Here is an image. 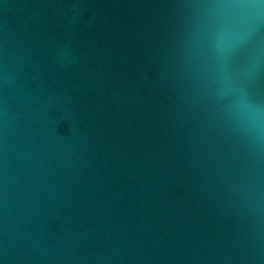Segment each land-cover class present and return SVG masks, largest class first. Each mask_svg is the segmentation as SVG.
<instances>
[{
	"label": "water",
	"instance_id": "95a60500",
	"mask_svg": "<svg viewBox=\"0 0 264 264\" xmlns=\"http://www.w3.org/2000/svg\"><path fill=\"white\" fill-rule=\"evenodd\" d=\"M0 264H264V0H0Z\"/></svg>",
	"mask_w": 264,
	"mask_h": 264
}]
</instances>
